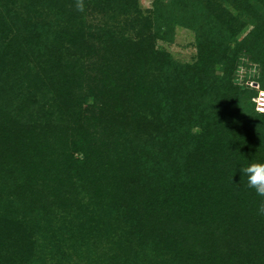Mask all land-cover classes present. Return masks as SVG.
Listing matches in <instances>:
<instances>
[{
  "label": "trees",
  "instance_id": "16d2710c",
  "mask_svg": "<svg viewBox=\"0 0 264 264\" xmlns=\"http://www.w3.org/2000/svg\"><path fill=\"white\" fill-rule=\"evenodd\" d=\"M221 3L246 16L255 5L233 47L244 23L221 22ZM252 4L153 0L151 22L137 0H84L83 12L0 0V264H41L38 238L59 241L72 223L88 238L124 235L155 264H264L262 198L239 171L264 163L251 101L264 90V0ZM93 10L142 31L92 27ZM175 27L196 34L192 63L155 45ZM241 66L256 90L238 83Z\"/></svg>",
  "mask_w": 264,
  "mask_h": 264
},
{
  "label": "rangeland",
  "instance_id": "374dc122",
  "mask_svg": "<svg viewBox=\"0 0 264 264\" xmlns=\"http://www.w3.org/2000/svg\"><path fill=\"white\" fill-rule=\"evenodd\" d=\"M252 4L253 0H249ZM152 2L153 0H137V7L145 20L152 22ZM219 3L220 0H217ZM220 10L223 12L219 19L224 22L227 16L237 18L240 23H244L237 36L230 40L228 43L231 47L237 45L243 40L250 30L252 29L249 20L251 21L256 17L255 5L252 4L251 14L246 16L244 5L236 3L235 6L229 3H221ZM237 7V8H236ZM239 10H241L239 12ZM36 18L39 20H47L50 18L43 11L36 13ZM87 24L94 26H108L116 29L118 32L134 37L140 33L141 27L138 25L132 26V16L122 11H90L84 15ZM34 18V19H36ZM141 23L145 24L141 21ZM218 23V22H217ZM246 23V24H245ZM152 24V23H151ZM150 24V25H151ZM220 24V23H219ZM234 24H232L233 26ZM195 32L182 27H175L171 40L163 41L159 38L155 39L156 47L164 49L171 58L178 63H192L197 56V46L195 41ZM218 69V68H216ZM237 74L238 83L244 84L247 89H257L252 80H244L245 67L241 66ZM255 73L251 71V75ZM257 91V90H256ZM69 232L63 230V239L59 241H50L48 237L38 238L32 253L34 258H38L41 264H155L154 260H150L151 256L148 252H142L133 240L128 238L114 237L112 239L98 240L93 235L88 238V231H82L80 234L76 232V226L72 223ZM60 227L58 221L55 222L54 232ZM67 229V226H66ZM131 243H130V242ZM119 242V243H118ZM115 253V254H114ZM109 254H114V259L106 257Z\"/></svg>",
  "mask_w": 264,
  "mask_h": 264
},
{
  "label": "clouds",
  "instance_id": "9594fccd",
  "mask_svg": "<svg viewBox=\"0 0 264 264\" xmlns=\"http://www.w3.org/2000/svg\"><path fill=\"white\" fill-rule=\"evenodd\" d=\"M75 7L78 12H83L85 10L84 0H75ZM239 171L247 178V187L262 198L258 211L264 214V163H250Z\"/></svg>",
  "mask_w": 264,
  "mask_h": 264
},
{
  "label": "built area",
  "instance_id": "2783aa9c",
  "mask_svg": "<svg viewBox=\"0 0 264 264\" xmlns=\"http://www.w3.org/2000/svg\"><path fill=\"white\" fill-rule=\"evenodd\" d=\"M254 109L259 114H264V90H257V95L252 98Z\"/></svg>",
  "mask_w": 264,
  "mask_h": 264
}]
</instances>
